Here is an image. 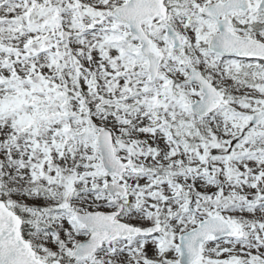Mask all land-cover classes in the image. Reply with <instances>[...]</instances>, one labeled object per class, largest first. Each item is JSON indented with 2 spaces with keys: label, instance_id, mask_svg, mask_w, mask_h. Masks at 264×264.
I'll use <instances>...</instances> for the list:
<instances>
[{
  "label": "snow or ice",
  "instance_id": "6c2138e0",
  "mask_svg": "<svg viewBox=\"0 0 264 264\" xmlns=\"http://www.w3.org/2000/svg\"><path fill=\"white\" fill-rule=\"evenodd\" d=\"M0 264H264V0H0Z\"/></svg>",
  "mask_w": 264,
  "mask_h": 264
}]
</instances>
